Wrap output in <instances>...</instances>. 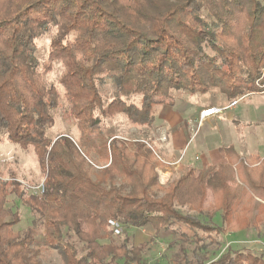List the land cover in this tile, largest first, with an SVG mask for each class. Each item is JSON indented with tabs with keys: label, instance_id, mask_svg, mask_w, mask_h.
I'll use <instances>...</instances> for the list:
<instances>
[{
	"label": "trees",
	"instance_id": "trees-1",
	"mask_svg": "<svg viewBox=\"0 0 264 264\" xmlns=\"http://www.w3.org/2000/svg\"><path fill=\"white\" fill-rule=\"evenodd\" d=\"M47 33L41 63L36 39ZM56 60L64 68L60 89L44 78ZM258 79L264 87V0H0V142L31 147L44 176L39 195L25 197L11 182L10 194L32 214L24 230L14 228L17 212L3 218L8 189L0 182V264H41L52 249L60 256L55 264H149L158 255L136 244L129 229H149L151 244L170 236L165 245L179 249L159 257L172 264H264V249H233L222 239L252 232L264 245V206L255 203L264 200V158L254 157L260 169H248L232 145L221 148L227 162L197 172L192 209L184 211L187 176L153 195L160 186L144 174L155 164L143 142L107 137L99 127L100 115H121L150 128L153 105L175 93L215 87L232 101L259 91ZM59 108L73 118L77 138L47 136ZM102 160L108 165L92 170ZM227 163L239 185L226 183L234 182L221 172ZM204 189L222 196L209 213L195 203ZM216 213L220 225H210ZM198 241L204 246L190 249Z\"/></svg>",
	"mask_w": 264,
	"mask_h": 264
},
{
	"label": "rangeland",
	"instance_id": "rangeland-1",
	"mask_svg": "<svg viewBox=\"0 0 264 264\" xmlns=\"http://www.w3.org/2000/svg\"><path fill=\"white\" fill-rule=\"evenodd\" d=\"M49 42H50V34H44L38 39H36V57L41 62H46L47 53L49 50ZM50 65L49 68L45 71L44 78L47 84H52L57 88H61L59 84V79L62 73L64 72V68L60 61H50L47 62ZM110 83L108 82L106 86H103V90H108ZM254 86L256 89H260L259 91H251L248 93L240 94L233 99L242 98L234 108L229 107L230 109H226L222 113L216 114V120L213 122H202L197 128L189 132V128L187 127V131L190 134V141L188 142L186 148L181 150L178 154L183 155L185 157L193 156L194 154H198L199 160L196 161V165L202 167L204 165V157L208 156L210 152L216 148L218 145H226L228 143H232L236 149H238L242 156L246 158L248 169H260V166L252 167L255 159L254 157L259 156L264 158V87L262 81L260 79L254 82ZM262 88V89H261ZM182 93V92H181ZM185 97L188 101L187 111L185 115L188 113H192L199 107H203L206 105H229L231 100H228L217 88H211L200 92H185ZM168 99V98H166ZM165 99V100H166ZM135 100V99H134ZM168 101V100H166ZM184 101V100H183ZM164 105V104H163ZM155 104L153 105L152 112L155 109ZM99 111H96L97 115ZM56 117L54 124L51 128L47 130V136L50 138H54L60 134H68L71 137H78V130L75 126V122L73 118L70 116L68 112L64 109L59 108L56 110ZM227 115H232L231 120L227 118ZM194 126H196V121L192 122ZM99 127L102 129L104 135L107 137L109 135H116L119 140L124 139L125 142H135L139 141L140 144H144V149H148L151 153L149 157L150 163H152L154 167V171H149L144 168V174L148 175L147 178H153L156 176V179L159 183V186L153 187L150 192L155 195L161 197L163 195V188L171 183H176L180 180V178L187 176L186 179V190L187 195L181 196V208L182 210H191V206L194 202L196 192L194 193L197 181L196 178H191L190 173L186 172L182 174L177 179H172V175H165L166 170L172 171L170 168H166L169 164H173L172 162H168V159L163 155V152L159 150L160 145L151 141L152 138H160L165 136L166 138V130H154L148 128L147 126H135L131 125L124 116H116L114 118H106L100 115ZM121 136V137H119ZM161 142H165V140H161ZM109 143V140H108ZM97 147H101V145H97ZM154 156V158H153ZM152 158V159H151ZM165 158V159H164ZM143 162V161H142ZM176 162H178L176 160ZM227 162V161H225ZM92 163V162H91ZM95 163V162H94ZM97 163V162H96ZM148 167L149 164L144 163ZM176 164V163H175ZM108 162L105 160L99 161L97 164H93L92 170L99 171L103 167L107 166ZM140 167L143 166V163H139ZM225 168L221 170L223 175H230L233 177L234 182L229 184H238L239 181L236 177V173L233 169H231L230 164H225ZM150 167V165H149ZM171 167V166H170ZM175 172V170H173ZM167 174V173H166ZM258 174V173H256ZM93 178V177H92ZM44 179L43 173L39 168L37 159L35 154L30 147L29 149H21L7 141L0 142V182L5 183L7 190V203L4 208V219L11 218V212H17L20 220L14 226L15 229H26L32 224V214L31 211L23 205L19 199L14 194H10L11 190H13V186L11 182L18 183L19 187L26 193V196L30 194L29 189L30 186L36 187L42 183ZM148 179H146L147 182ZM10 184V185H9ZM230 186V185H229ZM27 188V189H26ZM26 190V191H25ZM179 192L182 193L181 190ZM194 193V194H193ZM183 194V193H182ZM222 197V196H221ZM219 193H214L211 189H204L202 194L199 195L197 201H195L196 205L200 208L203 207L207 211L213 208V204L221 202L222 198ZM255 203H259L264 206V200L256 199ZM191 212V211H189ZM209 213V212H207ZM219 215V213H217ZM244 218V217H243ZM240 217V222H244V219ZM218 223L216 219H213L209 224ZM220 224V223H219ZM264 230V228H263ZM264 232V231H263ZM115 233V232H114ZM129 233L132 237V240L136 244H144V251L148 250V245L145 240L141 237H145L149 234V229H129ZM245 233L244 236L248 237L246 246H241V248L248 249L250 253H259L264 248L263 243L260 240L254 238L253 233ZM229 236L233 235L234 237H242L243 234L240 231H236L234 233H227ZM170 237V236H168ZM167 237V238H168ZM147 238V237H146ZM158 239V237H155ZM243 238V237H242ZM154 240L151 244V247H155L156 243L159 242L158 246L154 248V255H158L157 258H149L150 264H155V261L161 264L160 259L164 254L174 255L176 251L179 249L178 245L173 248H169L165 245L167 242H170L169 239L165 238V242L163 240ZM161 241V242H160ZM224 241V239H223ZM244 241H242L243 243ZM205 244H207L204 241ZM262 243V244H260ZM230 244V243H228ZM238 244H241L238 243ZM245 245V244H243ZM180 246V245H179ZM202 247L204 244H196L192 245L190 249H194L196 247ZM231 247V245H230ZM239 247V246H238ZM225 248V247H224ZM236 247L234 246L233 249ZM159 254L161 257H159ZM159 257V258H158ZM41 264H55L60 263V256L56 250H50L45 252L41 257H39ZM172 259V258H170ZM166 261V258H165ZM165 264H172L166 261ZM174 264V263H173Z\"/></svg>",
	"mask_w": 264,
	"mask_h": 264
},
{
	"label": "crops",
	"instance_id": "crops-1",
	"mask_svg": "<svg viewBox=\"0 0 264 264\" xmlns=\"http://www.w3.org/2000/svg\"><path fill=\"white\" fill-rule=\"evenodd\" d=\"M185 93H175L172 95V98H170L171 103L168 101L165 102H159L155 104V109L152 112L153 114V123L152 126L150 127L151 129L154 130H166V138H164L165 142H161L159 138H150L151 141L157 143L160 145L159 150L163 152V155L168 159V162H172L173 164H169V166H166V168L172 169V171L166 170L165 175H172V179H177L179 178L182 174L189 172L191 178H196L197 177V172L205 167V166H216L218 164L224 163L226 158L223 156V154L220 152L221 148L227 147L229 145H232L234 148L235 146L232 143H228L226 145H218L216 148H214L208 156L204 157V165L202 167L197 166L195 160H199L198 154H194L193 156L190 157H185L183 155H179L178 153L186 148L188 142L190 141V134L187 131V127L189 128V132H191L192 135V130L194 129V126L192 122L196 121L198 118V115L201 110L209 107V106H218V107H227V105H206L203 107L197 108L195 111L192 113H188L185 115V112L187 111V104L186 103L187 98H184ZM184 100V101H183ZM164 104V105H163ZM237 105V104H236ZM235 105V106H236ZM232 108V107H231ZM234 108V107H233ZM230 109V108H226ZM224 109L223 111H225ZM222 111V112H223ZM221 112V113H222ZM232 115H227V118L231 120ZM216 120V115L213 117L208 118L206 120L207 122H213ZM165 137V136H163ZM236 149V148H235ZM240 154L241 152L236 149ZM242 155V154H241ZM165 159V158H164ZM176 160L178 162H176ZM176 163V164H175ZM171 166V167H170ZM175 170V172L173 171ZM216 219L218 223H213L216 226H219L221 220L219 215L216 213V215L212 218ZM182 231L188 237V239L191 241L193 240L192 238H196L195 233L192 229L183 226ZM243 234L242 237H234L233 235L229 236L228 234H223L222 239H224L225 245H231V247H236L235 249H239L241 246H246L247 242L250 240H247L248 237L244 236L245 233L241 232ZM147 237V238H146ZM152 234H148L145 237H141L143 240H145L148 244V247H151V238ZM166 236L165 238H167ZM162 240V239H160ZM165 240V239H164ZM163 240V241H164ZM242 241H244L242 243ZM165 242V241H164ZM191 242H194L191 241ZM200 244L203 243V241H198ZM241 244H238L240 243ZM230 243V244H228ZM194 245V243H192ZM245 244V245H243ZM224 245V246H225ZM195 246V245H194ZM239 246V247H238ZM152 249L150 250V253H155L153 246L151 247ZM197 248V247H196ZM166 261L163 260L161 264H165Z\"/></svg>",
	"mask_w": 264,
	"mask_h": 264
},
{
	"label": "built area",
	"instance_id": "built-area-1",
	"mask_svg": "<svg viewBox=\"0 0 264 264\" xmlns=\"http://www.w3.org/2000/svg\"><path fill=\"white\" fill-rule=\"evenodd\" d=\"M241 99H243V97ZM241 99L240 98L233 99L227 107L209 106V107L201 110L199 115H198V118L196 119V127H194V129L197 128V126H199L202 122L208 120V118L213 117L216 114L221 113L224 109L229 108V107H234L236 104H238V102ZM164 138L165 137L162 136L159 139L164 140ZM29 189L31 190V191H29L30 193L39 195V194H42L44 192V184L42 182L40 185H38L36 187L30 186ZM112 224L114 227V232L118 233L119 232V224L116 221H112Z\"/></svg>",
	"mask_w": 264,
	"mask_h": 264
}]
</instances>
